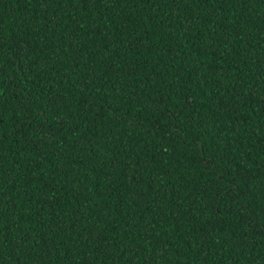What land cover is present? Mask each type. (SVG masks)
<instances>
[{
  "label": "trees",
  "instance_id": "16d2710c",
  "mask_svg": "<svg viewBox=\"0 0 264 264\" xmlns=\"http://www.w3.org/2000/svg\"><path fill=\"white\" fill-rule=\"evenodd\" d=\"M0 264H264V0H0Z\"/></svg>",
  "mask_w": 264,
  "mask_h": 264
}]
</instances>
